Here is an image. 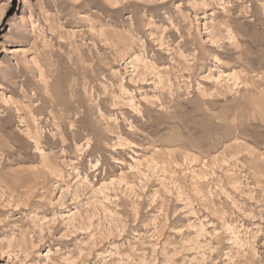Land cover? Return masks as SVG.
I'll return each instance as SVG.
<instances>
[{"label":"rangeland","instance_id":"374dc122","mask_svg":"<svg viewBox=\"0 0 264 264\" xmlns=\"http://www.w3.org/2000/svg\"><path fill=\"white\" fill-rule=\"evenodd\" d=\"M0 264H264V0H0Z\"/></svg>","mask_w":264,"mask_h":264}]
</instances>
